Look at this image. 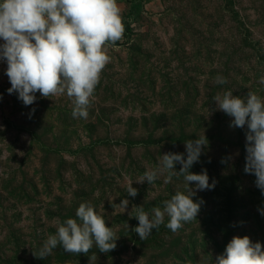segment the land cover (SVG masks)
Masks as SVG:
<instances>
[{
  "label": "rangeland",
  "instance_id": "obj_1",
  "mask_svg": "<svg viewBox=\"0 0 264 264\" xmlns=\"http://www.w3.org/2000/svg\"><path fill=\"white\" fill-rule=\"evenodd\" d=\"M139 1L142 13L131 19V0H117L124 32L106 45L87 119L72 117L66 94L37 92L23 105L0 70V264H214L233 236L245 235L264 250V195L243 171L246 126L230 127L211 99L230 89L264 98V0ZM217 75L227 82L216 83ZM203 132L208 145L190 170L205 169L215 187L193 197L203 201L196 219L173 232L165 215L141 240L136 206L162 210L187 190L182 177L164 183L167 173L152 184L135 181ZM130 181L135 197L126 193ZM112 197L129 199L124 213H113ZM82 202L104 216L118 236L115 249L77 254L58 245L36 257Z\"/></svg>",
  "mask_w": 264,
  "mask_h": 264
},
{
  "label": "clouds",
  "instance_id": "obj_2",
  "mask_svg": "<svg viewBox=\"0 0 264 264\" xmlns=\"http://www.w3.org/2000/svg\"><path fill=\"white\" fill-rule=\"evenodd\" d=\"M123 32L117 0H0V61L6 63L4 72L11 85L7 92L15 93L25 106L36 101L37 92L41 97L66 94L72 102V117L87 119L90 98L108 62L106 45L119 41ZM215 80L218 84L227 82L220 75ZM259 83L264 85V75ZM211 99L216 110L231 117L230 127L246 126L243 171L255 176V185L264 195V98L252 91L240 97L230 89ZM207 145L204 132L188 139L184 142V152L162 154L157 167L146 169L135 181L152 184L162 173H167L164 183L182 177L187 190L176 191L163 201L162 210L154 207L148 213L142 206H136L134 217L139 223L133 231L141 240L164 223L165 215L168 217L165 227L173 232L196 219L203 201L193 197L216 184L214 179L209 182L205 169L199 173L190 170ZM221 163H226V159L222 158ZM132 185L131 181L127 184L126 193L135 197L137 188ZM128 205L127 197L118 204L111 203L113 213L117 210L124 213ZM258 211L264 215V208ZM128 214L132 216L131 212ZM75 216L76 219L58 223L54 234L46 237L34 255L44 259L58 245L65 252L77 254L89 253L93 246L105 254L115 249L118 236L106 226L104 216L91 203H80ZM213 261L214 264H264V250L261 242H252L247 235L233 236Z\"/></svg>",
  "mask_w": 264,
  "mask_h": 264
},
{
  "label": "trees",
  "instance_id": "obj_3",
  "mask_svg": "<svg viewBox=\"0 0 264 264\" xmlns=\"http://www.w3.org/2000/svg\"><path fill=\"white\" fill-rule=\"evenodd\" d=\"M142 8V3L139 0H131L128 17L131 19L138 17L142 13ZM125 26L128 29V25L126 24ZM126 35L130 37V32H126Z\"/></svg>",
  "mask_w": 264,
  "mask_h": 264
},
{
  "label": "built area",
  "instance_id": "obj_4",
  "mask_svg": "<svg viewBox=\"0 0 264 264\" xmlns=\"http://www.w3.org/2000/svg\"><path fill=\"white\" fill-rule=\"evenodd\" d=\"M0 42H2V41H0ZM5 68H6V63L3 61H0V70L5 69Z\"/></svg>",
  "mask_w": 264,
  "mask_h": 264
}]
</instances>
